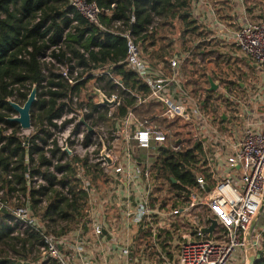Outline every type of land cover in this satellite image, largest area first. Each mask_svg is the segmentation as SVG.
I'll return each mask as SVG.
<instances>
[{
	"label": "trees",
	"instance_id": "16d2710c",
	"mask_svg": "<svg viewBox=\"0 0 264 264\" xmlns=\"http://www.w3.org/2000/svg\"><path fill=\"white\" fill-rule=\"evenodd\" d=\"M86 1L95 3L101 10L98 23L86 18L70 0H0V203L4 205L0 208V264H54L41 261L40 255H35L41 254L45 235L59 241L71 234L76 238L90 232L91 205L86 184L91 189H102L110 185L111 179L86 159L74 156L62 162L64 152L55 141L50 147L52 133L48 126L53 118L62 115L65 105L73 109L75 94L80 97V106L85 102L90 106V117L98 111V121L105 123L126 117L129 109L135 108L138 97L149 94L148 84L127 65L128 38L110 30L114 21H126L131 35L141 46L142 56L165 75L172 73L173 57L187 54L181 67L183 76H189L185 81L189 87L193 85L190 88L199 99L203 113L221 130L229 123L228 111L235 107L226 94L209 89V75L228 91L247 92L242 67L222 60L215 50L209 49L212 40L194 16L191 0ZM175 35L183 40L182 53H174ZM187 38L193 39V43H188ZM209 54H218L213 62L214 74L204 64L203 72L197 75L193 68L197 62L195 57ZM48 57L68 66L71 73L75 67L81 68L83 79L70 83L60 71V65ZM240 62L257 73L247 60L240 59ZM228 68H234L235 74L240 71L236 78ZM95 70L100 74L95 75ZM35 84L38 99L32 106L31 116L38 128L30 137L22 136L20 124L10 119L17 112L8 99L23 105ZM94 86L108 96L118 95L120 102L112 117L108 115V107L99 110ZM65 98L68 102L63 101ZM164 110L165 105L155 100L136 108L142 118L159 119L166 126H173V132L179 137L188 135L192 123L168 120L160 116ZM223 112L228 119L222 117ZM187 140L179 151L161 147V156L152 165L153 174L160 181L158 191L164 194V204L183 205L192 191L201 189L198 174L208 188L213 189L217 184L216 172L205 160L202 142ZM53 158L59 160L54 171L51 170ZM17 208L31 209L41 224L33 219V224L23 227L24 224L16 221ZM181 229V223H173L170 227L158 228L155 234L149 227L150 243L156 244L160 252L152 246L142 262L137 263L162 264L164 254L172 258V240ZM139 257L142 255H137L138 261ZM255 264H264V247L258 251Z\"/></svg>",
	"mask_w": 264,
	"mask_h": 264
},
{
	"label": "built area",
	"instance_id": "2783aa9c",
	"mask_svg": "<svg viewBox=\"0 0 264 264\" xmlns=\"http://www.w3.org/2000/svg\"><path fill=\"white\" fill-rule=\"evenodd\" d=\"M70 1L91 22H99L101 10L95 3L86 0ZM191 1L204 3L202 0ZM134 19L132 16L131 20ZM215 22L224 28L220 32L223 37H228L240 49L256 71L264 72V12L260 19L245 20L234 31L226 30L217 20ZM110 30L128 38L127 65L148 84L150 92L145 97L139 96L135 108H130L126 117L116 119L114 123L98 121V111L90 117V106L86 102L80 106V97L75 94L71 104L73 109L65 105L62 115L49 123L52 133L50 147L55 145V141L60 151L64 152L62 162L74 156L86 159L91 165H98L109 174L111 181L109 186L102 189H91L86 184L91 205L90 232L86 235L91 234L92 241L85 240L86 235L83 234L73 240L59 241L45 235L44 244L40 247L42 259L54 264H99L98 260L102 257L115 256L122 258V264H135L134 258L137 261V255L143 258L154 245L150 243L149 227L157 234L158 228L181 223L183 229L172 240L175 250L172 247L171 250L177 251L176 257L171 263L164 254V263L231 264L236 257L239 259L243 255V264H249L245 234L264 195V80L261 85L249 91L257 113L250 111L239 94L219 85L217 90L226 94L234 110L239 109L245 117L240 132L239 126L231 119L226 129L221 130L203 113L199 100L183 87L181 67L187 54L173 57L170 63L172 73L165 75L142 56L141 46L131 35L126 21H114ZM48 60L55 62L50 57ZM59 67L70 83L75 84L83 79L80 77L81 68L75 67L71 73L68 66ZM93 73L100 74L96 70ZM116 82L122 84L121 80ZM96 88L93 87L94 90ZM108 98L115 100L114 106L100 105L99 110L108 107V115L112 117L120 100L117 94ZM96 100L98 103L97 96ZM151 100L165 105L160 116L172 121L192 123L188 135L179 137L173 132V126L168 127L159 119L139 116L136 108ZM63 101L68 102V99ZM191 105L195 108L192 109ZM82 114L85 122L80 120ZM90 126L92 131L89 130ZM187 139L202 142L208 166L214 172L220 171L216 172L217 184L213 189L208 188L204 178L198 174L200 187L205 192L201 189L192 191L183 205L173 206L170 202L164 204V194L158 191L160 181L153 174L152 165L161 156V147L179 151L183 143H188ZM212 144L214 152L209 154L208 148ZM104 146L105 154L102 153ZM47 155L50 157L51 153ZM52 160L51 169L54 171L59 160ZM1 207L4 205L0 203ZM27 212L28 208H17L14 211L17 220L26 226L33 224V218L27 216ZM214 221L217 223L212 231H205ZM263 234L264 225L258 226L253 235L255 256L264 247ZM94 253L100 259L96 260Z\"/></svg>",
	"mask_w": 264,
	"mask_h": 264
},
{
	"label": "crops",
	"instance_id": "0c3cea01",
	"mask_svg": "<svg viewBox=\"0 0 264 264\" xmlns=\"http://www.w3.org/2000/svg\"><path fill=\"white\" fill-rule=\"evenodd\" d=\"M202 2L193 1V13L199 23L203 24L205 29L209 32L208 38L211 39L214 44H210V50H215L221 59H227L229 62L238 64L241 66L240 59L247 60L240 49L226 36L223 37L222 33L224 28L220 27L215 21L221 22L225 26L226 30L234 31L238 29L245 20H258L263 16L262 7L264 6V0H202ZM235 47H234V46ZM235 49H238L237 51ZM231 53V54H230ZM211 56L208 61L213 64L216 59V55ZM186 55V54H185ZM207 59V58H206ZM244 63V62H243ZM183 64V63H182ZM209 64V65H210ZM243 67L245 65L243 64ZM211 76V75H209ZM234 77V76H233ZM219 84L218 81H215ZM262 81L257 85H261ZM220 85V84H219ZM243 86L244 83L242 82ZM183 87L189 94H193L191 88L188 86L183 76ZM175 88V87H174ZM219 88V87H218ZM196 98V97H195ZM197 99V98H196ZM199 100V99H197ZM204 103V101L202 102ZM229 117L226 115V119ZM202 119V118H201ZM230 119V118H229ZM264 225V220L263 224ZM261 226V225H259ZM175 254L177 253L172 250Z\"/></svg>",
	"mask_w": 264,
	"mask_h": 264
},
{
	"label": "rangeland",
	"instance_id": "374dc122",
	"mask_svg": "<svg viewBox=\"0 0 264 264\" xmlns=\"http://www.w3.org/2000/svg\"><path fill=\"white\" fill-rule=\"evenodd\" d=\"M264 5V4H263ZM262 10L264 11V6L262 7ZM197 38H199L200 39V37H197ZM188 39V43H193V39H191V38H187ZM199 39H197V41L199 40ZM174 50H175V52L174 53H182L183 51H180L181 49H182V46H183V40L180 38V35H175L174 36ZM213 42V41H212ZM211 44H214V43H211ZM234 46V45H233ZM235 47V46H234ZM210 48V47H209ZM212 49V48H211ZM236 51L238 50V49H235ZM231 54V53H230ZM212 55L211 54H209V56L207 57V56H196L195 57V60L197 61L195 64L196 65H193V68L194 69H196L197 70V75H200L201 74V72H203V66H205L204 64H206V68H207V70H208V72L209 73H211V71L213 72V74H214V70H213V68H214V66H215V64L213 63V64H210L209 63V61H208V59L211 57ZM207 58V59H206ZM210 64V65H209ZM240 64H241V67H242V69H243V79H245L246 80V82H247V84H248V86H247V92L246 93H240L239 95L242 97V101H243V103L246 105V106H248L249 107V109H250V111L251 112H253V113H257L256 112V108H254L256 105H255V103L251 100V98H250V96L252 95V93L250 94V89H254V87L258 84V82H260V81H263L264 80V72L263 71H261V70H257V75H256V73H254L253 71H252V69L250 68V66L248 65V64H244L245 65V67H243V63H241L240 62ZM238 64H236V66H237ZM187 67H190V68H192V65H190V64H188V66ZM227 67V66H226ZM240 67V66H239ZM215 68H217L216 70L218 71V70H220V69H218V66H216ZM234 69V68H233ZM232 69V70H233ZM228 70L232 73V74H235V72H233L230 68H228ZM235 70H237L236 68H235ZM240 72V71H239ZM239 72H237L238 74H239ZM237 73L234 75V77L233 78H236L237 77ZM212 74V73H211ZM186 77H188L189 78V76H185V78ZM186 80H187V78H186ZM202 82V81H201ZM204 84V83H203ZM91 86V85H90ZM192 89H193V85H191L190 86ZM249 92V93H248ZM192 109H194L195 108V106L194 105H191L190 106ZM251 107H253V108H251ZM224 108V107H223ZM246 108H244V110H245ZM240 110L239 109H236L235 111L234 110H232V111H228V114H229V116H231L230 117V119L231 120H233L234 121V124H236L237 126H239V132H240V128H241V126L243 127L244 126V120H245V117L244 116H242L241 114H240ZM251 112H250V114H251ZM14 115H17V113L16 114H13V116ZM251 115H253V114H251ZM200 117V116H199ZM201 118V117H200ZM203 119V118H202ZM205 121H203V123H204ZM31 123H32V128H30V129H28V130H24L21 126H20V134L22 135V136H28V137H30L33 133H34V131L38 128V126L37 125H35V119L34 118H32L31 119ZM185 132V131H184ZM208 152H209V154H211V152H214V149H213V144L212 145H209V148H208ZM217 164V163H216ZM52 170V169H51ZM216 170V169H215ZM216 172H220L219 170H216ZM38 182H42V181H38ZM0 194H2V191L0 192ZM1 204H2V202H1ZM29 210V209H28ZM31 210V209H30ZM29 210V212H27V216H30L31 218H33L34 220H36L35 218H34V216H33V212H32V215H31V211ZM260 220H261V222H260V224L259 225H262L263 224V220H264V212L262 213V216H261V218H260ZM16 221H18V220H16ZM19 222V221H18ZM36 222L37 223H39V224H41V221L38 219V220H36ZM19 224H22V222H19ZM24 225H23V227H26V225H25V223H23ZM74 235L73 234H71V235H69L68 237L69 238H66V240H73L74 239V237H73ZM84 239L85 240H90V241H92V236H91V234H88V235H86V236H84ZM1 248L2 249H6V250H8V248L5 246V245H1ZM174 248V250H175V247L174 246H172V249ZM35 251H37L36 249H35ZM98 251V250H97ZM6 252V251H5ZM8 252V251H7ZM9 254H13V252L12 251H10L9 250ZM35 255H40V260L41 261H44L43 259H42V251H41V254H39V253H37V254H35ZM99 255V254H98ZM34 256V255H33ZM167 256V255H166ZM93 257L96 259V260H98V259H100L98 256H97V254L96 253H94L93 254ZM176 257V253L175 254H173V257L172 258H170L169 256H167V258H168V260L172 263V260L174 259ZM142 257H139V261H137L135 258H134V263L135 264H138L137 262H142ZM144 260H146L145 258H144ZM121 261H122V258H120V257H115V256H109V257H106V258H104V257H102L100 260H98V263L99 264H102V263H107V264H122L121 263ZM245 261V259H244V256L243 255H241V258H239L238 259V257H236V260H233L232 261V263L231 264H243V262ZM170 262H168V261H166L165 263L163 262V264H169ZM140 264V263H139ZM146 264H149V262H147Z\"/></svg>",
	"mask_w": 264,
	"mask_h": 264
},
{
	"label": "water",
	"instance_id": "95a60500",
	"mask_svg": "<svg viewBox=\"0 0 264 264\" xmlns=\"http://www.w3.org/2000/svg\"><path fill=\"white\" fill-rule=\"evenodd\" d=\"M209 82H210V87L209 89L211 91L213 90H217L218 87H219V84L215 82V80L209 76ZM95 95L97 96L98 98V104L99 105H103V106H108V107H112L114 106L115 104V100L113 99H109L108 96L100 89H95ZM37 93H38V88H37V85L35 84L33 86V89L31 91V93L29 94L28 96V99L27 101L21 105L15 101H13L12 99H8L9 103L11 104V106L16 110L17 112V115L11 117L10 119L14 122H17L20 124V126L24 129V130H28L30 128H32V123H31V119H32V116H31V109H32V106L33 104L37 101L38 97H37ZM224 119H226V115L224 114L222 116ZM80 120L82 122H85V118H84V115L82 114ZM89 130L92 131L93 128L90 126L89 127ZM66 149L71 152L67 147ZM103 154L106 153V147L104 146L103 148V151H102ZM110 162H111V159L109 158ZM264 212V195H263V198H262V202H261V205H260V208L257 212V214L254 216V218L252 219L247 231H246V234H245V247L249 253L248 255V259H249V264H255V261H256V256L253 252V249H254V245H253V235H254V232L255 230L257 229V227L259 226L261 220V216H262V213ZM217 222L214 221L213 222V225L208 228V229H205V231L207 232H210L212 231L214 225L216 224Z\"/></svg>",
	"mask_w": 264,
	"mask_h": 264
}]
</instances>
